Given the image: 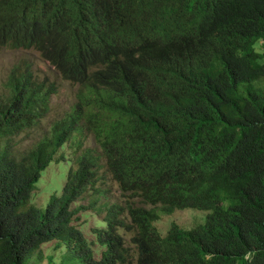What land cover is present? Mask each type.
I'll use <instances>...</instances> for the list:
<instances>
[{
    "label": "trees",
    "instance_id": "16d2710c",
    "mask_svg": "<svg viewBox=\"0 0 264 264\" xmlns=\"http://www.w3.org/2000/svg\"><path fill=\"white\" fill-rule=\"evenodd\" d=\"M0 46L34 48L80 85L72 111L20 155L12 143L57 88L14 68L0 90V264H28L53 240L84 264H132L119 227L136 230V264H264V0H0ZM83 127L101 152L76 153L41 211L36 184ZM103 159L155 207L128 204L127 224L103 203L97 253L76 220L98 198L74 203L101 192ZM187 207L209 210L205 223L162 236L159 211Z\"/></svg>",
    "mask_w": 264,
    "mask_h": 264
},
{
    "label": "rangeland",
    "instance_id": "374dc122",
    "mask_svg": "<svg viewBox=\"0 0 264 264\" xmlns=\"http://www.w3.org/2000/svg\"><path fill=\"white\" fill-rule=\"evenodd\" d=\"M256 47L258 50L262 49L260 44H257ZM14 68H17L19 71L31 69L39 80L44 81L46 84L55 83L57 85V90L50 99L47 117L42 120L40 126L25 132L16 139L15 145L17 147L15 149L19 150L20 155L21 152L33 145L38 139L47 135L53 121L64 116L72 108L76 101V95L80 90V86L62 79L55 68L48 61L43 59L40 52L36 49H11L0 46V90L3 89L4 83L7 81L9 74ZM254 85L264 94V80H256ZM85 146H92L99 150L96 139L94 140L92 135L85 136ZM62 153L65 154L64 159L59 157ZM73 154L72 145L65 144L57 154L55 160L43 172L40 180L36 184V188L31 197V203L37 206L41 211H44L52 194L61 193L67 180L69 168L73 164ZM102 171H104V169H102ZM103 181L104 182L100 184V188L103 192L102 195H94L100 198L98 204L106 201L110 203H119L121 205L133 203L137 206L146 208L152 207L151 204L141 201L138 197H131L122 193L117 182L109 173L106 172L104 174ZM94 196L91 195L90 190L85 197L77 200L74 205L88 206ZM208 213L209 212L206 210L195 208L177 209L170 215L161 214L159 220L155 222V226L163 235L169 230L172 222L179 224L182 228L191 229L195 225L205 223ZM104 214L105 212L99 206L96 208L89 207V209L79 212V218L76 220V224L96 246L95 250L97 253L101 251L102 246L97 242L93 229L102 227L104 224L107 225ZM123 218L127 224L130 223V218L128 216L125 215ZM118 231L125 239L126 245L132 250V254L134 255L132 264H136L135 258L137 256V251L131 241L135 230L133 231L120 227ZM55 245L57 246L55 240L43 244L41 249L28 263L84 264L81 263L78 257L70 250L62 246L56 248Z\"/></svg>",
    "mask_w": 264,
    "mask_h": 264
},
{
    "label": "clouds",
    "instance_id": "9594fccd",
    "mask_svg": "<svg viewBox=\"0 0 264 264\" xmlns=\"http://www.w3.org/2000/svg\"><path fill=\"white\" fill-rule=\"evenodd\" d=\"M257 46V45H256ZM4 47H6V46H4ZM7 48H9V47H7ZM257 48V47H256ZM12 49V48H11ZM17 49H19V48H17ZM25 49V48H24ZM29 49H31V48H29ZM34 49V48H33ZM38 51V50H37ZM259 51H263V47H262V49L261 50H259ZM44 59V58H43ZM264 60V59H263ZM47 61V60H46ZM54 67V66H53ZM55 68V67H54ZM56 70V69H55ZM57 71V70H56ZM58 72V71H57ZM58 74L62 77V75L58 72ZM62 79H64L63 77H62ZM64 80H66V79H64ZM66 81H69V80H66ZM69 82H71V81H69ZM73 83V82H72ZM73 84H77V83H73ZM49 85H54L56 88H57V85L55 84V83H49ZM78 85V84H77ZM80 86V85H79ZM56 92V91H55ZM54 92V93H55ZM79 92V91H78ZM53 95V94H52ZM77 99H78V93H77V95H76V101H75V103H74V105L76 104V102H77ZM73 105V106H74ZM73 106H72V108L64 115V117L69 113V112H71L72 111V109H73ZM47 116L45 115V117L43 118V119H45ZM41 124V123H40ZM40 126V125H39ZM38 127V126H37ZM36 127V128H37ZM35 129V128H34ZM33 130V129H32ZM50 130H51V126H50V128H49V132H50ZM27 131H29V130H27ZM26 131V132H27ZM48 132V133H49ZM25 132H23V133H21L17 138H19L22 134H24ZM87 135H92V137H93V139L95 140L96 139V137H95V135H94V133L92 132V131H90V130H88L87 128H84L83 127V130H81V131H78V132H75L74 134H73V136H72V139H73V141H74V144H71L70 142H67L66 144H69V145H72V148H73V155H72V157H73V161H74V158H75V154L76 153H79L80 151H82V150H84V149H86V148H91V149H95V148H93L92 146H85V136H87ZM39 140V139H38ZM37 140V141H38ZM37 141L33 144V145H31V146H29L28 148H31V147H33L36 143H37ZM15 142H16V140L12 143V147L13 148H16L17 146L15 145ZM96 142H97V140H96ZM97 144H98V142H97ZM65 145V144H64ZM63 145V146H64ZM62 146V147H63ZM62 147L59 149V151L62 149ZM99 147V146H98ZM27 148V149H28ZM27 149H25L24 151H26ZM98 152H101V150H100V148H99V150L98 149H96ZM59 151H58V153H59ZM57 153V154H58ZM57 154H56V156H57ZM63 155H64V158H65V154L64 153H62ZM56 156H55V158H56ZM59 157H62V155L60 154L59 155ZM55 158H54V160H55ZM63 158V157H62ZM63 158V159H64ZM53 160V161H54ZM52 161V162H53ZM51 162V163H52ZM51 163H50V165H51ZM49 165V166H50ZM102 165H103V168L102 169H104V171H102V169H101V171H100V174H101V178H100V180H99V182H98V184L96 185L97 186V188H99L100 190H101V192L100 193H94V189H91V195L92 196H94V195H99V196H101L102 195V189L100 188V184H101V182H104L103 181V178H104V174L107 172V173H109L107 170H106V168H105V159H103L102 160ZM48 166V167H49ZM73 166V164L71 165V167ZM47 167V168H48ZM70 169V168H69ZM43 174V173H42ZM110 174V173H109ZM111 175V174H110ZM111 177H112V175H111ZM113 178V177H112ZM114 179V178H113ZM115 180V179H114ZM116 181V180H115ZM117 182V181H116ZM117 184H118V186H119V189L121 190V192L122 193H124V194H127V195H129V196H131V197H138V198H140V200L141 201H144L139 195H138V193H133V192H127V191H124V190H122L121 189V187H120V185H119V183L117 182ZM99 185V186H98ZM95 198H98V202L100 201V198L98 197V196H94L92 199H91V201L93 200V199H95ZM98 202H97V206H99L104 212H105V214H104V216L106 215V209L104 208V207H102V204L103 203H109V204H117V205H119V206H122L123 208H125V213L122 215V218H123V216H128L129 217V215H128V211H127V208H128V204H125V205H121V204H119V203H110V202H102L101 204H98ZM145 202V201H144ZM48 203V202H47ZM146 203V202H145ZM90 204H91V202H90ZM89 204V205H90ZM130 204V203H129ZM47 205V204H46ZM88 205V206H89ZM133 205H135V206H137L136 204H133ZM152 205V204H151ZM141 207H143V206H141ZM152 207H155V205H152ZM152 207H150V208H152ZM157 207H160V205H158ZM90 208H93V207H91L90 206ZM94 208H96V207H94ZM144 208H146V207H144ZM150 208H146V209H150ZM187 208H193V207H187ZM89 209V208H88ZM177 209H179V208H177ZM177 209H175V210H177ZM183 209H186V208H183ZM195 209H198V208H195ZM174 210V211H175ZM201 210H203V209H201ZM173 211V212H174ZM206 211H208L209 212V210H206ZM172 212V213H173ZM172 213H170V214H172ZM159 214H160V216H161V214H165V213H162L161 211H159ZM170 214H166V215H170ZM160 216H159V218H160ZM130 218V217H129ZM104 219H105V217H104ZM124 219V218H123ZM157 220H159V219H157ZM156 220V221H157ZM125 221V220H124ZM155 221V222H156ZM155 222L153 223L154 224V226H155ZM132 223V221H131V218H130V223L129 224H131ZM172 223H175V222H172ZM172 223H171V225H172ZM177 224V223H176ZM171 225H170V227H171ZM179 225V224H178ZM199 225V224H198ZM107 225H103L102 227L103 228H105ZM180 226V225H179ZM197 225H195V226H193L192 228H194V227H196ZM156 227V226H155ZM181 227V226H180ZM98 228H101V227H98ZM120 228V227H119ZM123 228H126V227H123ZM182 228V227H181ZM126 229H129V228H126ZM170 229V228H169ZM182 229H185V228H182ZM119 230V229H118ZM129 230H135L134 228H131V229H129ZM158 230V229H157ZM188 230V229H187ZM159 231V230H158ZM169 231V230H168ZM168 231L166 232V234L168 233ZM160 232V231H159ZM118 233H119V231H118ZM135 233H136V230H135ZM135 233H134V235H135ZM95 234V233H94ZM120 234V233H119ZM160 234L162 235V236H165L166 234H162L161 232H160ZM121 235V234H120ZM134 235H133V237H134ZM96 236V235H95ZM122 236V235H121ZM123 237V236H122ZM132 237V238H133ZM125 240V239H124ZM131 241H132V239H131ZM51 242V241H50ZM46 243H48V242H46ZM133 244H134V242H132ZM45 244V243H44ZM125 244H126V242H125ZM100 245V244H99ZM101 246V245H100ZM127 246V245H126ZM134 246L136 247V245L134 244ZM42 247V246H41ZM127 247H129V246H127ZM130 248V247H129ZM41 249V248H40ZM39 249V250H40ZM39 250H36L35 251V254L39 251ZM130 250H131V248H130ZM136 251H137V247H136ZM131 253H132V250H131ZM34 254V255H35ZM29 262V261H28ZM29 264V263H28Z\"/></svg>",
    "mask_w": 264,
    "mask_h": 264
}]
</instances>
